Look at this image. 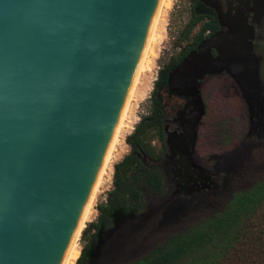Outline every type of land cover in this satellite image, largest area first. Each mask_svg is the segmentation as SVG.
Masks as SVG:
<instances>
[{"label":"water","instance_id":"95a60500","mask_svg":"<svg viewBox=\"0 0 264 264\" xmlns=\"http://www.w3.org/2000/svg\"><path fill=\"white\" fill-rule=\"evenodd\" d=\"M203 39L168 73L186 99L165 127L173 176L212 183L194 161L201 84L227 75L245 104V140L264 139V83L243 19ZM169 0H0V264H64L99 188ZM175 120V121H176ZM176 157L180 161H176Z\"/></svg>","mask_w":264,"mask_h":264},{"label":"trees","instance_id":"16d2710c","mask_svg":"<svg viewBox=\"0 0 264 264\" xmlns=\"http://www.w3.org/2000/svg\"><path fill=\"white\" fill-rule=\"evenodd\" d=\"M209 12L191 0L189 19L177 43L189 40L199 23L203 26L159 71L148 113L125 138L129 152L113 165L112 186L105 200L96 205V218L81 232L80 254L74 264H264V174L232 192L221 211L201 216L168 235L156 228L172 198L180 196L167 188L174 169L165 145V127L171 128L174 119L170 120L165 104L164 95H170L167 75L205 38L207 30H214L215 20ZM208 96L211 93L202 95L204 105ZM211 102L216 103L215 98ZM220 115L221 119L214 120L216 115L208 118L205 113L195 160L227 156L239 148L235 120Z\"/></svg>","mask_w":264,"mask_h":264},{"label":"rangeland","instance_id":"374dc122","mask_svg":"<svg viewBox=\"0 0 264 264\" xmlns=\"http://www.w3.org/2000/svg\"><path fill=\"white\" fill-rule=\"evenodd\" d=\"M169 1L170 3L165 10L160 28L147 58V70L143 74L141 84L137 89L138 92L136 91V95H134L127 120H125L126 127L123 128L119 145L115 152L116 155L112 159L109 175L111 178H108L109 180L106 178L105 186L103 185L96 197L93 207L94 212L87 223L96 218L95 207L99 202L105 200V194L112 186L113 165L129 152L125 138L131 134L140 118L148 113L151 92L154 83L157 81L159 71L173 58H176L181 49L192 41L190 37L189 40L177 43L179 33L189 19L191 0ZM255 51L260 57L263 67L264 39L256 42ZM261 78L264 83V77ZM200 91L201 95H210L211 93V97L208 96L207 103H205L208 118L216 115L214 120H219L222 118L221 112V114H226V116L235 120L240 135V146L235 152L227 156L204 159H198L197 157L195 162L214 174L216 178L215 189L192 195L180 194L179 197L172 198L158 221H156V228L162 231L161 233H164V235L180 231L201 216L221 211L232 192L246 187L264 174V139L260 141L257 139L245 140L248 131L247 111L240 92L233 81L225 74L209 77L203 81ZM164 96L170 120L177 118L178 113L183 109L184 101L174 95L165 94ZM212 97L215 98L216 103L211 102L214 101ZM218 109H221V111H218ZM177 125L178 122L171 125V129ZM167 188L168 191L175 192V184L171 180V175L167 178ZM78 245L80 254V239Z\"/></svg>","mask_w":264,"mask_h":264},{"label":"flooded vegetation","instance_id":"af4514ba","mask_svg":"<svg viewBox=\"0 0 264 264\" xmlns=\"http://www.w3.org/2000/svg\"><path fill=\"white\" fill-rule=\"evenodd\" d=\"M197 2L199 5H203L204 7L211 10V12H209V14H212L214 17V20H215L214 30L213 31L207 30L204 34L205 38L215 34L216 32H219L220 30H225V27H222L220 25L219 20L217 18V14L214 11V9L205 6L199 0H197ZM218 2H219V5H218L219 6V13H220V16H222L223 21H227L228 18H230V17H238V18L243 19L245 24H247L249 27H251L253 29V32H254L253 46H254V50H255L256 42L262 41L264 39V0H218ZM202 26H203V22L199 23L196 26V28L193 30V32L190 34V37L192 40L194 39L195 35L198 32H200ZM201 86H202V84H201ZM166 91H167V88H166ZM183 100H184V106H183V109L181 111L184 113H188L189 108L186 107L187 101H186V99H183ZM175 120H176V118L173 119V121H172L173 124H176L178 122L177 120L176 121ZM177 129H181L179 127V124L173 129L170 128V130H177ZM197 139H198V135H197ZM195 147H196V145H195ZM194 152H195V149H194ZM193 158H194V155H193ZM175 160L180 161V158L176 157ZM170 161L172 162L173 167L183 165L182 163L173 162L172 160H170ZM194 161H195V159H194ZM203 168L206 171V175L210 176L212 183L205 182L202 180L201 183L198 181V185L201 186V184L204 183L205 185H208L210 187L209 188L210 190L215 189L216 178H215L214 174L210 170L206 169L205 167H203ZM171 180L174 181L176 194L191 195V194L202 193V192L208 190V189L198 190L197 192L189 194L188 184L184 181H178L176 178H174L173 171H172V179Z\"/></svg>","mask_w":264,"mask_h":264},{"label":"bare ground","instance_id":"6f19581e","mask_svg":"<svg viewBox=\"0 0 264 264\" xmlns=\"http://www.w3.org/2000/svg\"><path fill=\"white\" fill-rule=\"evenodd\" d=\"M169 3H170V1H169ZM169 3H168V5H169ZM168 5H167V8H168ZM167 8H166V9H167ZM159 28H160V26H159ZM158 30H159V29H158ZM146 62H147V61H146ZM146 68H147V67H146V63H145V66H144V69H143V71H142L141 77H140V79H139L138 85H137V87H136L135 93H136V91H137L139 85L141 84V80H142L143 74H144V72L147 70ZM137 92H138V91H137ZM135 93H134V95H136ZM134 95H133L132 101H133V99H134ZM132 101H131V103H132ZM131 103H130L129 109H130V107H131ZM129 109H128V111H127L126 117H125L124 122H123V124H122L121 130H120V132H119L118 138H117V140H116L115 146H114V148H113L112 154H111V156H110L109 162H108V164H107V167H106V170H105V172H104V175H103V178H102V180H101V183H100V185H99V188H98V190H97V192H96V194H95V197H94V199H93V201H92V203H91V205H90V207H89V210H88V212H87V214H86V216H85V218H84V220H83V223H82V225H81V227H80V229H79V231H78V233H77V236H76V238H75V240H74V242H73V244H72V246H71V248H70V251H69V253H68V255H67V257H66V259H65V261H64V264H74V263L76 262V260L78 259V256H79V252H78V251H79V245H78V242H79V239H80V236H81V232H82V230H84L86 223L88 222V220L90 219L91 215H92L93 212H94L93 207H94V205H95L94 203H95V200H96L97 195L99 194V192H100L101 188L103 187V185L106 183V180H107L108 178H111L109 175H110V172H111L112 159H113L114 155H116L115 152H116V150H117V146L119 145V141H120V138H121V134H122L123 128L126 127V125H125V120H127L126 118H127V115H128ZM111 174H112V173H111ZM106 178H107V179H106ZM108 180H109V179H108ZM104 186H105V185H104Z\"/></svg>","mask_w":264,"mask_h":264}]
</instances>
